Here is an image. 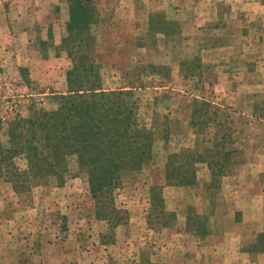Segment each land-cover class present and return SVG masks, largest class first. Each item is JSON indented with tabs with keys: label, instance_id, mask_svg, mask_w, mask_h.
Segmentation results:
<instances>
[{
	"label": "rangeland",
	"instance_id": "1",
	"mask_svg": "<svg viewBox=\"0 0 264 264\" xmlns=\"http://www.w3.org/2000/svg\"><path fill=\"white\" fill-rule=\"evenodd\" d=\"M54 1L55 24L28 19L10 27L16 62L0 71V158L11 146L10 123L55 110L84 52L95 69L85 88L131 92L137 126L152 133L150 159L124 172L100 202L75 154L67 156L62 181L13 175L28 169L24 153L0 163V264H264V9L252 8L258 0H235L232 12L219 0L202 32L191 8L199 0H93L87 51L71 41L63 46L70 0ZM21 5L13 3L12 12ZM241 12L252 22L245 35ZM18 51L32 54V66L17 68ZM225 51L222 65L244 61L252 76L243 64L241 73L223 72ZM40 56L51 60H33ZM185 149L201 159L190 162L196 181L177 185L166 169L189 164L179 155ZM218 150L234 153L223 163Z\"/></svg>",
	"mask_w": 264,
	"mask_h": 264
},
{
	"label": "trees",
	"instance_id": "2",
	"mask_svg": "<svg viewBox=\"0 0 264 264\" xmlns=\"http://www.w3.org/2000/svg\"><path fill=\"white\" fill-rule=\"evenodd\" d=\"M69 12L68 37L62 38V44L71 41L73 49L84 47L87 51L93 42L90 25L96 20L93 0H70ZM162 23L165 25L166 21L161 20ZM48 35L50 38L51 32ZM86 57L84 52L80 54L68 71V92L56 96L58 106L55 110L41 109L34 118H15L10 123L11 146L0 158V163L9 161L11 164L13 155L24 153L28 169L13 175L55 174L62 181L67 172V156L75 154L79 167L89 177L93 197L100 202V196L110 193L124 172L138 169L150 159L153 138L149 130L137 126L130 91H96V84L85 88V82L90 81V74L95 71L92 63H86ZM224 136L218 143L221 148L227 143L226 139L222 140ZM192 152L185 149L179 154L188 165L180 163L177 166L172 162L167 165L166 175L169 179L173 176L177 185L196 181L190 162L194 165V161L201 158ZM207 152L213 154L210 149ZM233 153L218 150L214 156H221V161L226 163ZM203 160L215 166L209 157ZM222 168L220 164L217 171L220 173ZM9 181L15 183L12 179Z\"/></svg>",
	"mask_w": 264,
	"mask_h": 264
},
{
	"label": "crops",
	"instance_id": "3",
	"mask_svg": "<svg viewBox=\"0 0 264 264\" xmlns=\"http://www.w3.org/2000/svg\"><path fill=\"white\" fill-rule=\"evenodd\" d=\"M218 1L219 0H199V2H197V4H195L194 6L191 7L194 9L193 13L195 14V15L193 14L192 18H193V20H196L194 23L197 25V28H200V29H197L199 32L203 31V28H201L203 25L209 23V20L214 19V15H216L215 10H217V4H219ZM224 1L226 3H228L227 4L228 9H230L232 12L234 7L236 6V1L235 0H224ZM17 2L24 3V5L23 6L21 5L20 6L21 9L17 13L14 14L12 12V8H13L12 5H13V3H17ZM241 4H244V2ZM246 5H247V7L251 6L248 3ZM203 8H205L207 10H211L209 15H212V18L209 15L205 16V12L203 11L204 10ZM252 8L253 9H260V8L264 9V0H262V1L258 0L257 2H255L253 4ZM243 9H247V8H243ZM249 9L250 8H248V10ZM134 12H135V10H134ZM248 14L249 13H242V12L240 13V15L243 16L242 20L245 21L243 26L246 27V28H242V30H241V33L243 35L251 32V30L250 29L248 30L247 27L252 22L250 20H246V18H244ZM230 16H231V14H230ZM220 17H221V19H223L224 18L223 14L220 13ZM28 19L33 20V23H36L35 19H37V22L39 24H47V25L51 26V23H54L53 19L55 20V1L54 0H0V28H2V31H3V33L0 34V42L2 43V47H0V71L1 70L4 72L8 71L9 68L12 66V63L16 62L13 59L12 48L10 45L7 44V42L11 43V40H12V33L10 31V27L12 26L13 23L14 24H25V25L30 24L32 21H29ZM260 19H258V22H259L258 26L261 25V23H262L261 20L264 21V17H262L261 20ZM246 24H248V25H246ZM258 29L259 30L261 29V31H262V28H258V27L255 30H258ZM48 30L46 32L47 35L49 32ZM26 31H24V28H23L20 31L19 36L23 37V38L26 37V33H27ZM261 31H260V33H262ZM56 34L57 33H55L54 43L56 46H58L61 44V36H57ZM30 37L31 36L29 35V38ZM43 39H46V37H43ZM26 40H27V38H26ZM24 47L25 46H23L22 48H24ZM23 52H24V54H21L22 51H18V54L15 55L16 59L19 60V61H17L18 62L17 68H20L23 65L24 66H28V65L32 66L31 63H28L30 56H32V54H29L28 51H23ZM225 54H226V51H225V53L219 54V57H221V56L223 57V59L221 61H218L219 63H221L220 65H222V63L227 62V60H225V56H224ZM227 54L231 55L229 52H227ZM232 57L235 59L237 57V55H236V57H234V56H232ZM60 58H62V57L61 56L55 57V59H56L55 63H58V59H60ZM23 59H24V61L21 62V60H23ZM33 60L35 62H37V61L44 62L46 60L49 63V61L51 59L49 60V58H45V57L40 56L39 58L35 57V59H33ZM34 61H32V62H34ZM234 62L236 65L238 64L239 67H232L235 64L232 62H229L228 65H226V64L222 65L223 69L225 67H228V68H226V70L224 69L223 72L228 71V74H230V72H233V69H237L236 73H239V72L241 73L240 69H242V66H245L243 68H244V72H246L247 75L252 76L251 73H254V69L251 68L252 64L248 65L244 61L243 62H241V61L236 62V60H234ZM241 64H243V65L241 66ZM31 71L34 72L35 69L31 68ZM223 72H221V73L224 74ZM245 97H247V96L245 95ZM218 254H219V252H218ZM221 258L223 259L224 262H225V260L226 261L229 260L228 254H226V253H223V257H221ZM201 259H203V258L201 257ZM207 259H212V256H210V258H207ZM207 259L205 258V260H207ZM210 261H209V263H210ZM235 263H238V262H235ZM204 264H206V263H204ZM225 264H226V262H225ZM230 264H234V262L231 261Z\"/></svg>",
	"mask_w": 264,
	"mask_h": 264
}]
</instances>
